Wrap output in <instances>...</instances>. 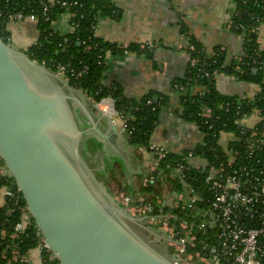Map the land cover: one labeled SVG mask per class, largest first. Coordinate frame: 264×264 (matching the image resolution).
Returning a JSON list of instances; mask_svg holds the SVG:
<instances>
[{"label": "built area", "instance_id": "obj_1", "mask_svg": "<svg viewBox=\"0 0 264 264\" xmlns=\"http://www.w3.org/2000/svg\"><path fill=\"white\" fill-rule=\"evenodd\" d=\"M230 2L232 9L224 25L227 31L235 35L241 47L239 55L231 61L241 62V58H245V66L260 76V83L250 84L255 89L249 95L230 96L235 100L219 106L218 114L210 108L199 114L203 119L201 124L208 130L216 127L211 139L218 150L209 149L212 160L195 157L191 151L177 153L179 158L174 160L172 154L175 153L150 142L147 146L135 147L138 154L151 155L146 186L152 192L134 196L117 193L114 196L115 201L131 216L139 218L144 226L165 238V247L180 264H264V0H242V7L232 0ZM249 3L252 5L250 9L247 8ZM28 6L7 14H2L0 10V32H7L8 26L13 23L29 22L37 27V23L43 21L51 23L63 37V43L68 44L65 35L73 34L83 18V14L78 13L82 7L78 0H29ZM56 9L61 13H53ZM53 14L55 19L51 21ZM241 17L251 21L247 28L243 24H233ZM62 21L69 28L67 32L55 29L57 23ZM95 26H91L94 35ZM246 31L254 39L251 53ZM189 34L188 28H183L180 35L178 48L185 54L194 52V47L189 44ZM74 39L79 41L78 38ZM81 44L84 45L85 41ZM96 46L93 44L92 47ZM118 46L123 56L136 55L126 50L127 45ZM90 48L87 47L85 51ZM139 48L154 55L158 45L146 42L140 44ZM220 51L224 52L222 48ZM96 58L97 65H101L102 56ZM189 61L192 66L197 62L195 59ZM41 65L46 67L45 64ZM52 67L55 68L52 72L59 78L69 84L73 81L74 85L88 74L87 66L75 69L69 63H55ZM210 76L243 83L234 76L228 77L216 71L204 72V78ZM188 86L189 83L184 84V87ZM177 87L174 86L175 89ZM195 92L202 97L207 90ZM88 99L129 140L134 129L129 125L128 118L115 111L111 97L99 102ZM147 104L151 105V101ZM0 176L5 181L0 186L3 206H12L20 215V221L14 226L10 238L19 239L26 232L37 234L24 204L19 206L22 199L1 165ZM36 249L40 250L42 264L55 261L41 238ZM10 255V258H6L2 253L6 264H28V256L20 255L17 249L13 248Z\"/></svg>", "mask_w": 264, "mask_h": 264}, {"label": "water", "instance_id": "obj_2", "mask_svg": "<svg viewBox=\"0 0 264 264\" xmlns=\"http://www.w3.org/2000/svg\"><path fill=\"white\" fill-rule=\"evenodd\" d=\"M88 138L97 146L94 168ZM128 148L83 93L0 39V163L58 264H180L130 228L165 241L96 177L114 160L126 167Z\"/></svg>", "mask_w": 264, "mask_h": 264}, {"label": "crops", "instance_id": "obj_3", "mask_svg": "<svg viewBox=\"0 0 264 264\" xmlns=\"http://www.w3.org/2000/svg\"><path fill=\"white\" fill-rule=\"evenodd\" d=\"M112 2L113 16H100L97 19L96 37L106 42L127 46L153 42L158 45V50L152 58L145 55H106V71L103 78L105 86L120 87L124 96L129 99L137 100L148 93H153L157 100L159 95L170 97L171 111L167 109L170 114L168 111L160 114L150 143L175 154L194 149L202 141L199 128L183 122L172 113L173 110L180 109L178 98L172 91V82L182 79L186 73L187 56L178 48L180 35L183 28H188L189 35L207 52L215 47L222 48L226 62L229 63L239 55L241 48L238 39L227 31L224 25L232 9L230 0H112ZM55 29L63 32L69 30L64 21L57 23ZM7 33L9 43L20 50L30 47L38 38L36 25L29 22L10 24ZM228 81L230 83L223 81L216 85V89L225 96H229L225 90L231 85H236L231 84L235 81L231 79ZM236 88L238 89V85ZM88 151L90 153L89 148ZM88 156L91 157L90 154ZM96 156L97 152L93 155V167L97 162ZM150 163V154H138L132 147L128 148V165L125 167L114 160L111 163L113 170L111 178L108 182L103 179L101 182L103 185L104 182L107 184V188L104 186L112 196L117 193L142 194V189L146 188ZM97 167L100 168V164ZM2 206L3 200L0 197V207ZM27 258L28 264H42L40 250L36 248L28 253Z\"/></svg>", "mask_w": 264, "mask_h": 264}, {"label": "trees", "instance_id": "obj_4", "mask_svg": "<svg viewBox=\"0 0 264 264\" xmlns=\"http://www.w3.org/2000/svg\"><path fill=\"white\" fill-rule=\"evenodd\" d=\"M0 10L2 14H7L16 9V11L22 10L29 5V0H0ZM82 4V7L78 9V13L83 14V18L79 20V28L73 34L65 35L68 38L69 43H63V37L59 32H56L51 23H45L39 21L37 23L38 38L36 43L26 48L24 53L26 56L37 62L38 64H45L47 68L54 71L52 67L55 63L67 64L69 63L72 68L80 69L82 66L88 67V74L84 76L82 80H79L77 85H74L73 81L70 82V86L75 89H79L86 97L99 102L101 99L111 97L114 102L115 111L121 116L128 118L129 125L133 127L134 132L129 138V143L133 150L135 147L147 146L150 142V137L158 123L159 116L163 111L170 109V97L165 95H159L156 102L153 101V93H148L141 98L129 99L124 96L122 90L118 86H105L103 82L104 73L106 71L105 57L107 52L112 55L123 56V51L119 48L117 43L106 42L94 35L92 25H96L97 19L100 16L113 15L114 4L112 0H78ZM242 0H232L239 7ZM250 4V3H249ZM251 4L248 5V9L251 8ZM29 7V6H28ZM242 7V6H241ZM37 9V7H34ZM7 9V10H5ZM28 9V8H27ZM25 9V10H27ZM255 10L254 8H252ZM53 13H61L60 10H55ZM55 19V14L51 16V21ZM243 24L247 28L251 21L249 19L241 17L234 20L233 24ZM183 28V27H182ZM236 33L235 30H232ZM239 33V32H238ZM248 35V32H245ZM7 32H0V39L6 44H10L7 39ZM74 38H78L79 41H75ZM189 44L194 47V52H188L186 56L189 60H197L195 64L190 65V61L186 63V73L182 79H178L172 82V91L176 94L179 101L180 109L173 110L172 113L176 115L180 120L185 123H190L199 128L202 133V141L197 144L194 149L183 151L182 154L188 151L193 152L195 157L202 159L212 160V151L218 150L217 144L213 141L212 134H215L216 127L213 130H208L206 126H203L201 122L203 119L199 117V114L204 109H212L219 112V106H223L226 103H230L235 100L234 97L222 95L216 89L217 78L210 76L204 78V72L212 73L216 71L223 73L225 76H234L237 81L247 84H259L260 76L255 75L251 71V68L245 66V58H241L242 61H231L226 64L225 52L220 51V47L213 48L210 52H207L203 46L192 36L189 37ZM250 42L249 53H251V45L254 41L253 37L248 35ZM85 41V44L81 43ZM93 44H96V48H93ZM90 50L85 51L87 47ZM126 50L136 55H145L151 57L153 55L146 53L144 50H140L139 45L130 44L126 47ZM211 53V54H210ZM102 56L100 61L103 63L97 65L96 56ZM204 65V66H203ZM238 68V70H237ZM185 83H189L188 87H184ZM177 85V89L174 86ZM207 90V93L200 97L196 94L195 90ZM151 101V105L147 102ZM136 152V150H134ZM172 158L178 159L177 154H172ZM1 165V163H0ZM2 166V165H1ZM112 168L106 167L104 171L100 172V177L104 181L110 179L112 175ZM2 176H0V186L4 184ZM152 192L150 188L142 189L143 193ZM129 196H134L133 193H125ZM113 196H115L113 194ZM19 206H23V202L20 201ZM20 221V215L12 206L0 207V264H6L2 258V253H5L6 258H10L11 250L17 249L20 255L28 256V253L38 247L40 236L38 234L26 232L19 239H11L10 236L13 233L14 226ZM164 250L168 254H171L169 248L164 247ZM18 264V263H16ZM50 264H58L55 260Z\"/></svg>", "mask_w": 264, "mask_h": 264}, {"label": "flooded vegetation", "instance_id": "obj_5", "mask_svg": "<svg viewBox=\"0 0 264 264\" xmlns=\"http://www.w3.org/2000/svg\"><path fill=\"white\" fill-rule=\"evenodd\" d=\"M113 16V15H112ZM87 143H88V148L90 150V156H88V164L90 166V168H94L92 166V161H93V155L96 154L97 152V146H96V143L94 141L93 138H88L87 140ZM96 177L102 181L101 177H100V174H96ZM104 185L106 186L107 188V184L104 182ZM130 228H132V230L134 232H136V234H138L140 237H142L143 239H145L147 242H149L150 244H152L154 247H156L157 249L159 250H162L164 249L165 247V242L163 240H160V239H157L155 237H153L152 235H150L149 233L143 231L141 228H139L138 226L134 225V224H129Z\"/></svg>", "mask_w": 264, "mask_h": 264}, {"label": "rangeland", "instance_id": "obj_6", "mask_svg": "<svg viewBox=\"0 0 264 264\" xmlns=\"http://www.w3.org/2000/svg\"><path fill=\"white\" fill-rule=\"evenodd\" d=\"M229 82L230 83V81H228V78H225V77H219L218 79H217V82H216V85L218 86V84L219 83H221V82ZM233 83H236V85H231V86H229L227 89L228 90H225V91H227L228 92V95L229 96H232V95H235V96H240V95H242V94H244V93H246L245 95H249V92L250 91H253L255 88H254V86L253 85H250V84H246V83H238V82H232L231 84H233ZM237 85H238V89L236 88L237 87ZM231 87H233V88H231ZM243 88H247L248 90H242ZM224 89V88H223ZM221 91V90H220ZM222 91H224V90H222ZM235 93V94H234ZM191 129V128H190ZM196 131V130H195ZM192 132H194V131H192ZM192 136L194 135L193 133L191 134ZM143 176H144V178H145V173L143 174ZM136 195V194H135Z\"/></svg>", "mask_w": 264, "mask_h": 264}]
</instances>
